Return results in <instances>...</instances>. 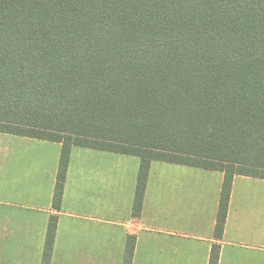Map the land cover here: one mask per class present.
Wrapping results in <instances>:
<instances>
[{"label":"trees","instance_id":"1","mask_svg":"<svg viewBox=\"0 0 264 264\" xmlns=\"http://www.w3.org/2000/svg\"><path fill=\"white\" fill-rule=\"evenodd\" d=\"M0 133L264 180V0H0ZM50 216L41 264H49ZM135 236L122 264H131ZM213 245L208 264H217Z\"/></svg>","mask_w":264,"mask_h":264},{"label":"crops","instance_id":"2","mask_svg":"<svg viewBox=\"0 0 264 264\" xmlns=\"http://www.w3.org/2000/svg\"><path fill=\"white\" fill-rule=\"evenodd\" d=\"M61 144L0 133V264H41L50 216L49 264H264V180L234 176L219 240L220 171L152 161L137 217L136 156L72 147L60 208L52 206Z\"/></svg>","mask_w":264,"mask_h":264}]
</instances>
